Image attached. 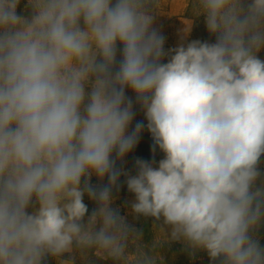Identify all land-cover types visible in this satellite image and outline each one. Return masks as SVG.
Wrapping results in <instances>:
<instances>
[{
	"label": "clouds",
	"instance_id": "clouds-1",
	"mask_svg": "<svg viewBox=\"0 0 264 264\" xmlns=\"http://www.w3.org/2000/svg\"><path fill=\"white\" fill-rule=\"evenodd\" d=\"M19 4L0 0V264L74 248L157 264L111 207L126 175L116 161L144 128L128 131L126 89L164 153L158 166L138 159L127 177L133 211L221 264H264L254 236L264 222V0H192L216 41L167 52L153 28L160 0H28V16ZM93 175L107 186L92 187ZM85 194L97 203L87 220Z\"/></svg>",
	"mask_w": 264,
	"mask_h": 264
},
{
	"label": "rangeland",
	"instance_id": "rangeland-1",
	"mask_svg": "<svg viewBox=\"0 0 264 264\" xmlns=\"http://www.w3.org/2000/svg\"><path fill=\"white\" fill-rule=\"evenodd\" d=\"M18 14L28 16L31 8L28 6V0H20L17 8ZM153 28L164 38V50L167 52L181 44H188L192 41L215 43L216 37L211 34L206 25L204 15H196L193 11L192 0H160V6L154 11ZM117 65L122 59L120 49L117 46ZM258 57L264 60V50L258 53ZM167 57L163 62L166 63ZM125 95L133 101L134 118L129 126V132L133 130L137 122H142V129L138 142L123 160L116 161V167L126 175H121L118 186L113 188V202L111 207L124 218L125 224L130 231L139 233L141 239L139 244L149 254L158 256L157 264H221L220 259L213 260L204 250H193L189 248L182 240H172L170 238V228L163 223V219L157 221L152 217L137 215L132 209V203L135 202V196L128 191L126 179L128 176H134L138 172L136 161L143 160L158 166L159 161L164 158V153L155 144L154 139L147 128V119L144 110L136 101L135 93L131 89L125 90ZM260 173L257 179V186L264 187V155L261 156L258 165ZM90 185L96 190L107 186L108 179L103 180L93 175L89 181ZM84 203L87 206V217L96 209L97 203L90 199L87 194L84 195ZM38 205H33L28 209L31 213L36 210ZM163 230L164 239L157 242V238ZM261 247H264V222L261 223L258 230L254 233ZM155 245V247H153ZM127 251L130 254L135 253L136 244L131 240L128 242ZM72 259L73 264H117L112 258L97 256L95 250H89L86 256H82L78 249L74 248L73 253L64 254L62 257L47 256L43 264H60V260Z\"/></svg>",
	"mask_w": 264,
	"mask_h": 264
}]
</instances>
